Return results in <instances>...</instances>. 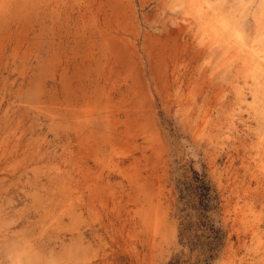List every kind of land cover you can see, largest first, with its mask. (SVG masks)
Listing matches in <instances>:
<instances>
[{"label": "rangeland", "instance_id": "1", "mask_svg": "<svg viewBox=\"0 0 264 264\" xmlns=\"http://www.w3.org/2000/svg\"><path fill=\"white\" fill-rule=\"evenodd\" d=\"M170 1L0 0V151L82 150L95 167L128 166L145 150L166 180V239L152 264H264V124L246 107L239 58L218 59V42L194 58L209 43L198 15L190 0ZM226 6L216 18L249 43L252 8ZM195 174L212 185L209 222L224 234L207 262L194 242L202 222L183 199Z\"/></svg>", "mask_w": 264, "mask_h": 264}, {"label": "bare ground", "instance_id": "2", "mask_svg": "<svg viewBox=\"0 0 264 264\" xmlns=\"http://www.w3.org/2000/svg\"><path fill=\"white\" fill-rule=\"evenodd\" d=\"M239 2L242 6L248 4L253 10L255 36L249 43H245V37L235 26L230 27L223 19L216 18L215 6L223 13L227 0H215L213 4L211 0L188 2V8L198 15L193 23L209 42L193 57L201 59L208 50L213 53L215 49L210 47L217 42L226 44L222 49L218 46L222 50H219L218 59H227L228 63L236 58L241 61L239 73L247 97L252 100L246 107L262 126L264 0ZM175 32L179 35L178 30ZM204 39L201 42L204 43ZM241 95L237 94L239 102ZM9 137L6 138L10 140ZM147 140L151 141L150 135ZM23 145L0 151V264H152L159 247L156 242L166 239V180L164 173L154 168L152 157L145 150L138 152L140 157L132 155L128 166L120 161L106 166L96 159L97 166L91 167L83 162L95 158L96 154L90 152L68 149L44 152L28 150ZM112 159L114 157L108 160Z\"/></svg>", "mask_w": 264, "mask_h": 264}, {"label": "trees", "instance_id": "3", "mask_svg": "<svg viewBox=\"0 0 264 264\" xmlns=\"http://www.w3.org/2000/svg\"><path fill=\"white\" fill-rule=\"evenodd\" d=\"M195 185L188 189L189 196L183 198L187 203L193 204V212L200 225V235L194 239L196 250H199L207 261L213 260L220 247L224 234L216 225L209 222V216L216 210V196L211 183L205 176L195 174ZM198 231V232H199Z\"/></svg>", "mask_w": 264, "mask_h": 264}]
</instances>
